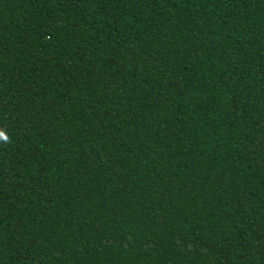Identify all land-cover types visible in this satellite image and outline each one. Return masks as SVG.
I'll return each instance as SVG.
<instances>
[{
	"label": "trees",
	"instance_id": "obj_1",
	"mask_svg": "<svg viewBox=\"0 0 264 264\" xmlns=\"http://www.w3.org/2000/svg\"><path fill=\"white\" fill-rule=\"evenodd\" d=\"M0 264H264V0H0Z\"/></svg>",
	"mask_w": 264,
	"mask_h": 264
},
{
	"label": "rangeland",
	"instance_id": "obj_2",
	"mask_svg": "<svg viewBox=\"0 0 264 264\" xmlns=\"http://www.w3.org/2000/svg\"><path fill=\"white\" fill-rule=\"evenodd\" d=\"M61 19H63L62 17H60ZM57 19L56 22H54V25L52 26V28L49 29V32H52L55 28H58L64 24H66V22H63L61 19Z\"/></svg>",
	"mask_w": 264,
	"mask_h": 264
}]
</instances>
